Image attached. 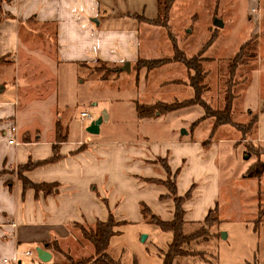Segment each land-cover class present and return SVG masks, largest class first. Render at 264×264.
<instances>
[{
    "label": "crops",
    "instance_id": "obj_1",
    "mask_svg": "<svg viewBox=\"0 0 264 264\" xmlns=\"http://www.w3.org/2000/svg\"><path fill=\"white\" fill-rule=\"evenodd\" d=\"M2 8L11 17L0 23V57L6 61L0 64V264H57L62 255L89 258L94 249L75 225L106 222L109 215L119 224L143 222L141 203L171 221L173 202L165 197L166 188L145 181L166 180L155 163L158 157H167L171 172L178 173L179 196L193 187L183 205L184 227L202 222L218 204L219 191L215 182L203 184L207 152L200 142L180 138L160 148L138 141H68V102L85 83L107 82L89 67L101 63L118 73L126 61L131 74V64L147 59L140 56L138 33L101 29V0H9ZM29 24L44 30L52 26L53 34H39ZM151 72L143 74L144 80ZM142 86L146 90V83ZM62 122L66 138L58 142L56 127ZM55 153L56 161L23 173L31 183L54 184L55 189L49 194L25 189L17 169ZM37 247L51 255L48 263L37 258Z\"/></svg>",
    "mask_w": 264,
    "mask_h": 264
},
{
    "label": "rangeland",
    "instance_id": "obj_2",
    "mask_svg": "<svg viewBox=\"0 0 264 264\" xmlns=\"http://www.w3.org/2000/svg\"><path fill=\"white\" fill-rule=\"evenodd\" d=\"M8 1L3 0L2 5ZM156 1L101 0L105 17L101 29L138 33L140 56L147 58L141 60L172 57L171 39L188 58L203 51L202 57L207 59L203 67L209 73L203 99L211 111L222 110L228 66L236 64L232 77L233 126H221L213 132V119L199 122L204 115L200 106L180 108L150 121L137 118L134 101L178 105L192 97L190 73L187 76L180 64L154 70L146 81V70L136 69V62L131 64V74L114 73L115 69L94 63L89 67L91 73L107 82L85 83L77 98L68 102V141H138L164 148L181 138L204 144L201 147L207 152V163L203 184L217 183L218 212L209 214L206 222L183 227L190 244L183 246L186 256L175 257L172 264H264V214L260 212L264 213V176L246 177L250 167L264 162V0H175L168 22H159L162 26L151 23L158 16ZM216 19L223 27L214 26ZM29 27L39 34H53L52 26L45 30L38 25ZM142 83H146V90ZM82 112H88L94 121L107 114L98 135L86 132L91 122L81 120ZM253 117L256 124L243 127L246 133H241L237 127ZM182 130L187 132L183 137ZM155 163L163 169L167 157H158ZM192 171L184 175L183 182ZM115 231L108 252L122 264H162L161 251L166 252L172 240L170 233L160 231L148 219L120 223ZM62 256L57 264H92L84 258Z\"/></svg>",
    "mask_w": 264,
    "mask_h": 264
},
{
    "label": "trees",
    "instance_id": "obj_3",
    "mask_svg": "<svg viewBox=\"0 0 264 264\" xmlns=\"http://www.w3.org/2000/svg\"><path fill=\"white\" fill-rule=\"evenodd\" d=\"M175 0H157V9H158V16L155 20H151L155 26L161 25L159 23L162 21L163 23L168 22V16L171 11V7ZM2 2L0 0V23L8 18L11 15L5 12L2 9ZM162 26V25H161ZM166 27V26H165ZM172 42V57L164 58V59H151V60H141L138 59L136 64L134 65L135 68L145 69L146 72H151L155 69H159L167 64H181L184 66L186 71L189 74L188 76V85L192 91V97L186 100L181 101L178 105L171 103L167 104L164 102H156L154 104H141L135 102V111L137 113L138 119H150L156 118L158 116L167 114L172 111H176L180 108L192 107V106H200L203 111L204 115L201 117L199 122L205 120V118H211L214 120L213 129L214 132L221 126L225 125H232V107H233V96H232V77L235 71V65H229V77L226 81L225 91H224V98H223V108L222 110H214L211 109L205 104L203 99V94L208 90L207 86L205 85V80L208 76V71L205 70L203 67V63L207 60L202 57V52H199V56H193L188 58L174 43ZM245 46V45H244ZM243 46V47H244ZM242 47V48H243ZM241 48V49H242ZM5 61V57H0V63ZM192 73V74H191ZM187 85V84H186ZM197 122V121H196ZM199 124V123H197ZM256 124V117H253L246 125L238 126V130L245 134L246 131L243 127L250 126L252 127ZM56 137L58 142H64L66 135L63 129V126L57 125L56 127ZM204 146V144H202ZM59 158V155L55 153L53 157L43 162L38 163H27L17 169L15 172V176L22 182V185L25 189L32 188L36 192L42 191L44 194H49L52 192V189H55L56 185L54 184H34L31 183L28 179H26L23 175L25 171L32 169L35 166L52 163ZM163 170L166 174V180L161 181L157 179H145L147 183H156L158 185H162L166 188L168 195L165 196L169 198L173 202V216L171 221H163L159 217L155 216L151 213L150 209L143 203L140 204V212L143 219H148V223L151 225L156 226L160 231L165 233H170L172 236V240L168 245L167 251L162 252V264H172L173 259L178 256H186V252L183 248L185 245L190 244V236H187L183 233V227L185 224L184 216L185 211L183 205L186 201L191 198L192 189H189L184 195L179 196L177 193V184H176V177L177 172L171 174V170L167 165H163ZM4 173L1 172L0 175ZM264 176V162H256L252 167L249 168L246 177L247 178H257L260 179ZM171 178V180H170ZM216 213L217 205L207 212V215L203 219L206 222V219L209 214ZM263 215L264 213L260 211ZM261 215V216H262ZM201 222H199L200 224ZM118 222H116L112 215H109L108 220L106 222H96L94 225H80L76 224L75 227L79 230L82 238L91 244L94 249V254L89 258L86 259L87 262L90 261L92 264H121L119 260L113 259L107 252V248L109 245V241L111 237H113L117 232L115 231V227L118 226ZM81 261V260H80ZM88 264V263H86Z\"/></svg>",
    "mask_w": 264,
    "mask_h": 264
},
{
    "label": "water",
    "instance_id": "obj_4",
    "mask_svg": "<svg viewBox=\"0 0 264 264\" xmlns=\"http://www.w3.org/2000/svg\"><path fill=\"white\" fill-rule=\"evenodd\" d=\"M213 24L215 27H223L222 21L217 20V19L214 21ZM117 71L129 73L130 72L129 62H125L123 64V66L121 68H119ZM107 119H108L107 114L104 112L101 117H99L95 121L93 120L91 122V125L89 127H87V129H86L87 133H89L90 135H98L99 131H100L101 124L104 121H107ZM186 134H187L186 131H184V130L181 131L182 136H185ZM222 239H225V234H222ZM142 241H143V239H142ZM35 252H36L37 258L42 263H48L50 261L51 255L47 251H45L44 249L37 247L35 249Z\"/></svg>",
    "mask_w": 264,
    "mask_h": 264
},
{
    "label": "built area",
    "instance_id": "obj_5",
    "mask_svg": "<svg viewBox=\"0 0 264 264\" xmlns=\"http://www.w3.org/2000/svg\"><path fill=\"white\" fill-rule=\"evenodd\" d=\"M80 118L81 120L83 121H88V122H92L93 121V118L91 117V115L88 113V112H82L80 113ZM12 131H15L14 128H12ZM13 141L10 140L9 143H12ZM11 226H14V223H10ZM26 255H31L30 252H27Z\"/></svg>",
    "mask_w": 264,
    "mask_h": 264
}]
</instances>
